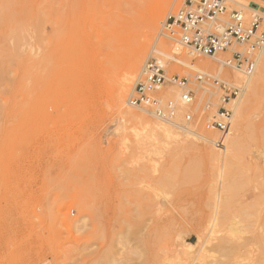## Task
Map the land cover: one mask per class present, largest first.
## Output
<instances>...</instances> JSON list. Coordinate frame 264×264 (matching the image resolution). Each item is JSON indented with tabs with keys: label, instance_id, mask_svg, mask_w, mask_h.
<instances>
[{
	"label": "rangeland",
	"instance_id": "rangeland-1",
	"mask_svg": "<svg viewBox=\"0 0 264 264\" xmlns=\"http://www.w3.org/2000/svg\"><path fill=\"white\" fill-rule=\"evenodd\" d=\"M241 1L245 4L224 2L228 9H241L246 21L257 10L264 31V0ZM183 2L169 0L154 30L150 21L162 0H0V264L200 263L182 258V248L175 245L179 239L196 255L206 235L195 220L210 210L216 176L202 148L213 145L163 121L173 126L171 138L160 130L150 133L136 113L161 120L128 105L132 88L122 108L115 95L128 61L142 51L134 85L145 62L160 59L167 77H185L194 91L191 104L175 98L173 90L184 88L169 82L154 93L176 103L172 121L211 140L221 137L206 127L220 92L210 85L205 87L214 94H203L194 67L233 84L242 83L243 75L227 67L217 71L214 57L191 53L169 38L163 23ZM155 41L160 52L152 51ZM219 54L228 57L227 51ZM187 58L196 66L180 61ZM201 59L214 62V68L201 66ZM261 69L258 73L256 66L252 75L255 93L247 87L238 107L250 128L240 162L246 164L255 153L253 160L264 170ZM206 99L213 104L205 109ZM123 109L134 115L122 114ZM231 118L226 140L234 133L236 117ZM237 171L229 189L234 198L260 181L259 175L247 178L240 166ZM155 200L169 202L163 217L175 218L166 229H175L170 228L167 243L162 228H149L162 216L150 205ZM213 232L204 239L207 247L216 240ZM163 246L169 248L164 252ZM210 253L206 263L216 256L221 264H264V257L228 260Z\"/></svg>",
	"mask_w": 264,
	"mask_h": 264
},
{
	"label": "bare ground",
	"instance_id": "bare-ground-1",
	"mask_svg": "<svg viewBox=\"0 0 264 264\" xmlns=\"http://www.w3.org/2000/svg\"><path fill=\"white\" fill-rule=\"evenodd\" d=\"M162 1H163V5L161 6L160 10L156 11V13L154 14V16L152 17V19L150 21L151 28L154 29V30H157V28H158V21H159V16L161 14V9L163 7H165L168 4V2H169V0H162ZM230 1L235 2V3H239L240 5L245 4V3H242L241 0H230ZM247 8L253 11L252 7L248 6ZM229 10H231V9H229ZM236 10L239 12V15H240L241 19L243 21L247 22L245 17H244L243 11L241 9H236ZM257 12H258L257 10H254V13H252L250 16L251 17L252 16L253 17H257L258 16L259 17ZM227 20L222 21V20L216 19L215 20V23L217 24L216 28L219 31H221L223 26L226 25ZM163 28L165 29V22L163 23ZM167 33H168V31H167ZM168 35H169V38L171 40H173L176 44H179L181 46L186 47L191 53H193L187 47V45L185 43H183L179 38L177 39V37L175 35H171L170 33H168ZM178 48L179 47H176L175 49H177V51H178ZM159 50H161V49H158V45H157V43L155 41L153 43V46H152V51L160 52ZM225 51L228 52V57L223 59V57L219 54V52H225ZM162 54L166 55V57H168L170 59H175V57H173L169 53H162ZM144 55L145 54L142 51L136 52L130 58V60L128 61V65H127L126 71L121 76L120 80L118 81L117 93L115 95H116V99H117V104L121 108L123 106V103H124V100L126 98V95H127L128 91L132 88L133 92L131 94L134 93V86H135L134 85V77L136 76V74H137V72H138V70H139V68H140V66L142 64V61L144 59ZM30 56H33V55H30ZM205 56H208V55H205ZM211 57H214L216 59V61H218V64L216 66L217 71H221L223 67H225V68L227 67V68L235 70V71L239 72L241 75H243V81L240 84H233V83L228 82V81L226 82V81L220 79L217 76L211 75L214 78L221 80L225 84H228V85L235 86V87L239 88L238 95L235 98L230 99V101L227 103L229 108H230V116H229V119H228L229 120V124H231V121H232L231 116L234 115V117H236L235 118L236 121L234 123H232L233 124L232 125V129H234V133L232 134V136H229L227 140H226L227 137L225 135L222 138L219 137L220 135H218V138H216L214 140H211V139L207 138L204 134H202L200 132L197 133V132L193 131L192 129L187 128L186 126H181V125H178V123L173 122L172 119L175 118L174 117V115H175L174 110H175V104L176 103H174V101H172V99H168L166 101H162L158 96L154 95V93L157 92L164 84L162 86L160 85L159 87L153 89L152 90V94H153V97H155L157 99V101L159 102V105L161 106V108L162 107H166L168 102H171L172 113H171L170 116H165V115L163 117L158 116V115H156L155 112L153 113L152 108H150L149 106H146V105L141 106V107L133 106V105H131L128 102V99H127V103H128V105H130L131 107H133L135 109H139V110L142 109V110L150 113L155 118L161 120V122L163 121V122H166L167 124L169 123L171 125H175L176 127H179L180 129L186 130L190 134L196 135V136L200 137L201 139H203L205 141L211 142V144L213 145V147H211V148L210 147H206V146H204V148H202V149H204L205 156L213 162V164H214V173H215V176H216V179H215V177L213 178V179L216 180L213 192H212L211 196L208 197L210 210L207 211L206 214L201 215L200 217H198V219L195 220V224L196 225L197 224L200 225L201 228L206 231V233H205L206 235H208V233H210L211 231L212 232L213 231H216V232L224 231V233L219 235V236H217V235H214V234H217V233L213 232V236L214 237L217 236V237L214 238V239H216L215 242L211 243L210 246H208V247L206 246V244H204L205 243L204 239L207 236L206 235L203 236V239H202V237L197 236V238L199 240L202 239L204 241L201 240V242H200L197 239L199 241L198 242L199 245L197 246L198 253L195 252V254L197 253L199 256L197 257V254L196 255H192L193 257L196 256L194 258L191 256L192 252L190 253L187 250L188 249L187 248L188 244L185 243L183 245V244H181L179 242V239L176 240L177 242H176L175 247L178 246L179 248L180 247L182 248V250H181L182 253L181 254L182 255L184 254L182 256V258H184L186 260L189 258L188 259L189 262H190V260L192 261V260L196 259V260H198V262H200L198 264H221V261H219V259H216L217 258L216 256H213V258L210 260V262L206 263L207 261L205 259L208 256L212 255L211 253L209 254V252L211 251V252H217L220 257H226V258H228V260H229V258L230 259H232V258L233 259H245V258H248V259L257 261L259 258L264 257V170H260V168H258L259 164L253 160V156L256 155L255 153H252L253 156L250 154V157H247L245 159L246 160L245 161L246 164H242V162H240V158H242V153L245 151V149L247 147V146L245 147L244 141H245L246 134L250 130V128L248 129V126H246L244 121H242L243 118H242L241 110L238 107V104H239V101L241 99V95L244 94L245 89L247 87H249V91L250 92L252 90L251 94H253V92H254L253 91V89L255 88L254 83L256 84L255 81H256L257 78H256V76H254L252 78V75H253V72L255 70V67L257 66L258 73H259L260 69L262 68L263 71H262V69H261V71L264 74V43L262 44L261 48L256 52V54H255V62L253 63V67H252L251 73H248V74L242 73L239 70H237L236 68H234V66H231V65L228 64L227 60L231 58V50H230V48L226 49V50H219L214 55H212ZM153 59L161 67H163V64H162L160 59H158L156 57L153 58ZM175 60H177V59H175ZM180 61L182 63H184L185 65L190 66V67L196 66V65H194L195 63H192L189 58H187V60H185V61L184 60H180ZM198 62L203 67L214 68V65H215L214 62H211L209 60L201 59V60H198ZM143 69L141 68L140 73L143 72ZM194 69L198 70L194 74H196V73L207 74V72L205 73V72L201 71V69H199L198 67H194ZM235 73L236 72H234V74ZM236 74H238V73H236ZM142 75H143V73H141V76ZM207 75H210V74H207ZM260 78H261V76H260ZM260 78H258V79L260 80ZM169 79L170 78L166 76V80H169ZM261 81H262V79H261ZM261 81H260V84H261ZM166 82H168V81H166ZM196 83H197V86H199V88H201V90L203 91V94L207 93L208 97L210 95L214 94V91L210 90L208 87H205V86H210L205 80L196 81ZM172 84H175L177 86H180V87L184 88L183 91H181V93H179L178 90L175 91V92L173 90L172 95H174L175 98H177V99L180 98L181 101H182V104H191L193 102V100H194V91L192 89H190V88H188L186 86H181L177 82L172 83ZM216 87L217 86L215 85L214 88L217 91L220 92L219 93V97H218V102L216 103L217 108H215L214 114L210 115L209 121H212L213 119L222 118L221 115H220V112L218 111V105L220 104V100H221V98H220L221 97V91L218 90ZM167 89H166V91H167ZM170 90H172V89H170ZM186 90L191 91V99L188 100V101L183 99V95H182L183 92L186 91ZM212 104L213 103L210 100L206 99L204 101V103H203V107L206 109V108H209ZM232 111H233V115H232ZM122 114H124V115H128V114L129 115H134V114H131L126 109L122 110ZM136 115H138L143 120V122L146 125H148L150 133L160 130L159 132L162 133L161 134L162 136H165L167 138H171V136L173 134V131H174L173 128H172L173 126L172 127H171V125L168 126L169 124L167 125V124H164L163 122L162 123L161 122H152L147 117L141 116V114H137L136 113ZM190 117H191V115L189 113H186L185 116H184V118L186 120H189ZM185 124L186 123H184V125ZM228 130H229V125H228V129L226 130V133H224V134H227ZM219 138H221L220 139L221 142L218 145H216L215 142ZM261 156H262L261 159L264 161V156L263 155H261ZM263 164H264V162H263ZM239 166H240V169L242 168L241 172L245 173L247 175V178H248V176H251V175H259L258 178L260 177V179H259L260 181L257 182L256 185L253 184V187L252 188L250 187V189H248L246 192L241 193L239 196L236 195L237 198H234V197H232L230 195L229 189H230V186H231V179L234 178L237 173H239L237 171ZM257 169H259V170H257ZM258 178H257V180H258ZM234 187H235V185H234ZM150 205L153 208V210L155 211V213L156 212L158 214L160 213L162 216L157 217V218H160L158 220L157 219H155V220L153 219V221L151 223V226L149 228H150V230L154 229L153 226L155 228H157V229L162 228L161 230L160 229L159 230L161 231V233H163L162 231H164L166 235L164 233H163L164 235H162L160 233V231H157L158 232L157 236L160 233V235L163 236L162 241L165 243L166 240H167L166 237L169 235L168 232L170 231L171 227L169 228L168 232H167L166 229L169 226L175 225V224H173V223H175V222H173V220L175 218H171L170 214H168L166 216H169L171 220L169 219V217H167V218L163 217V213L165 214V213H167L168 210L170 211V207L168 206L169 202L168 203H163L161 201L155 200V201H152L150 203ZM176 208H177V206H176ZM181 208H182V206H181ZM176 211H179V210H176ZM185 213H183V214H185ZM187 214H185V215H187ZM172 217H174V216L172 215ZM176 220H177V218H176ZM185 221H186V218H185ZM178 223H179V221H178ZM191 223H192V220H191ZM171 229L175 230L173 227ZM147 230H148V228H147ZM154 231H156V230H154ZM177 231H178V229H177ZM171 235H172V230H171ZM210 235H212V234H210ZM164 236H165L166 239H164ZM142 238H143V235H142ZM158 238L160 239L161 237H158ZM171 239H172V237H171ZM169 240H170V236L168 237V241ZM207 242L208 241H206V243ZM170 243H168L167 245H169ZM165 246L160 247V249L163 251V248ZM166 248L168 249L169 247H166ZM166 248H164V252H165V250H167ZM173 249H174V247H173ZM178 250H175V252L178 251ZM175 252H174V254H177ZM190 256L192 257V259L190 258ZM185 264H187V261L185 262Z\"/></svg>",
	"mask_w": 264,
	"mask_h": 264
},
{
	"label": "built area",
	"instance_id": "built-area-1",
	"mask_svg": "<svg viewBox=\"0 0 264 264\" xmlns=\"http://www.w3.org/2000/svg\"><path fill=\"white\" fill-rule=\"evenodd\" d=\"M216 19L222 21L228 19L221 31L216 28ZM165 29L196 54L212 56L219 50L230 48L231 60H227L228 64L245 74L251 73L255 54L264 43L260 18L252 16L245 22L236 9L227 8L224 0H184L182 7L167 15ZM143 68V75L136 81L134 93L129 96L128 102L136 107L149 106L158 116H170L171 102L161 108L157 99L153 97L152 90L162 86L166 81L186 86L188 80L176 75L166 80L164 68L154 59L147 60ZM194 79L205 80L209 85H216L221 91L218 111L222 118L207 122L206 127L219 131L222 138L229 125L230 108L227 103L238 95L239 88L204 73H196ZM182 95L186 101L191 99L189 90L184 91ZM221 138L215 142L216 145L221 142Z\"/></svg>",
	"mask_w": 264,
	"mask_h": 264
}]
</instances>
